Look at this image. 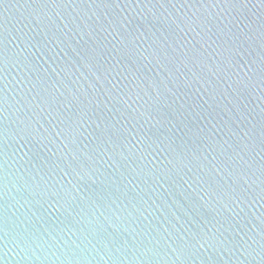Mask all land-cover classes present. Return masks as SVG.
Returning a JSON list of instances; mask_svg holds the SVG:
<instances>
[{
  "label": "water",
  "instance_id": "water-1",
  "mask_svg": "<svg viewBox=\"0 0 264 264\" xmlns=\"http://www.w3.org/2000/svg\"><path fill=\"white\" fill-rule=\"evenodd\" d=\"M0 264H264V0H0Z\"/></svg>",
  "mask_w": 264,
  "mask_h": 264
}]
</instances>
